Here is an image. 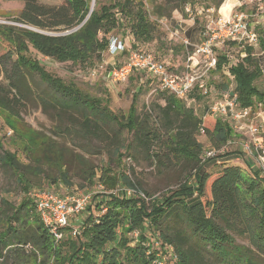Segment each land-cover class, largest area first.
<instances>
[{
  "label": "trees",
  "instance_id": "16d2710c",
  "mask_svg": "<svg viewBox=\"0 0 264 264\" xmlns=\"http://www.w3.org/2000/svg\"><path fill=\"white\" fill-rule=\"evenodd\" d=\"M21 1L23 7L13 20L18 25L0 30V37L15 55L11 76L0 82V110L19 117L20 105L31 91L30 79L36 77L46 88L44 109L70 117L72 128L57 130L53 136L82 139L88 144L80 150L90 156L103 155L111 164L97 168L52 137L35 148L36 154H26L24 168L9 152L0 154V164L14 173L26 192L41 186L43 179L70 188L72 178L82 181L83 187L92 186L97 178L106 191L130 188L146 199L96 193L78 227L65 228H76L79 234L59 243L36 215L33 198L17 206L1 199L0 260L11 259L12 264H155V245L170 251L175 264H248L252 255L264 258V178L260 172L247 161L250 169L244 173L229 165L212 173L204 169L211 161L219 162L213 158L202 161L203 146L196 137L202 129L210 149L220 151L232 135L225 119L198 117L183 101L162 92L156 96L162 104L153 103L138 112L142 87L133 92L126 114L109 113L102 106L103 102L107 105L106 98L94 97L72 82L66 84L45 72L39 61L29 59L33 51L57 63L95 66L102 62L110 33L128 31L133 39L131 49H135L158 37L159 26L150 16L169 19L174 11L183 12L197 0H146L150 12L142 0H95L90 14L88 0H64L60 6ZM223 1L213 0L214 8ZM225 65L227 57L219 54L213 71L223 77ZM228 72L241 108L264 105V93L255 86L262 72L250 47ZM227 83L222 82L218 89H227ZM225 155L229 153L221 157ZM124 159L147 162L159 175L179 168L181 180L175 190L150 196L127 174ZM150 229L152 234L147 237ZM134 231L138 240L131 248L125 236ZM235 238L247 245L236 244Z\"/></svg>",
  "mask_w": 264,
  "mask_h": 264
},
{
  "label": "rangeland",
  "instance_id": "374dc122",
  "mask_svg": "<svg viewBox=\"0 0 264 264\" xmlns=\"http://www.w3.org/2000/svg\"><path fill=\"white\" fill-rule=\"evenodd\" d=\"M36 1L39 4L47 6H60L64 3V0ZM142 1L145 3V8L150 12L151 8L148 2H146V0ZM231 1L233 6H228L230 0H224L223 3L215 9L213 0H197L193 7H188V12L185 11V9L183 12L174 11L169 19L161 18L156 20L153 16H150V20L155 21L159 26L158 37L149 43L136 45L135 49H131L133 39L128 31H114L108 35V38H119L127 44L128 50H137L151 54L156 60L164 63L171 72L180 75L190 73L193 76L200 77L199 80L204 82L209 92L206 95H202L200 91H195L181 101L192 110L194 115L198 117L210 116L217 119V116L209 111L210 106L221 100V90H219L217 86L222 84V82H228L227 84L229 86L232 81L226 73H224L222 77L220 74L215 73L213 71L214 69L209 68L210 56L201 51L197 53V50L199 48H205L204 46L215 36L216 39L212 41L213 43H209L211 56L214 57L219 54H225L229 64L237 63L240 58L244 57L240 45L230 41H224L223 38H218L229 28L242 31L245 25L246 30L255 35L256 42L253 44H240L245 46L251 45L253 47L252 57L257 60L259 67L264 70V53L261 52L264 50V46H261L262 43L264 44V0ZM88 4L89 10H93L95 0H88ZM22 7L23 2L21 0H0V30H2V26L5 25H18L13 22V20ZM236 24L240 25L233 26ZM188 30L192 32L190 36L187 35ZM40 32L43 33L42 31ZM185 40L189 42L190 46H185ZM30 54V58H28L39 61L43 66V70L50 75L61 79L66 84L72 82L79 89L94 97H98L102 100L106 98L108 103L106 105L105 102H103L102 106H107V111L109 113L126 114L132 102L133 92L137 91L138 87H142V92L138 97V112L146 110V108L153 103L162 104L161 101L156 100L159 91H157L155 85L150 82V78L145 74H133L124 83L120 84H113L110 82L108 76L109 71L122 63L123 60L120 56H110L107 50L102 55L101 63L105 64L104 68L95 77L91 75V70L98 64L83 68L73 66L70 63H57L48 58L36 55L33 51H31ZM122 55L126 57L127 53H123ZM14 60L15 55L12 49L8 43L0 37V82L2 84L4 83L3 80L5 77L11 76L14 68ZM224 78H226V80ZM30 81L31 91L29 94H26L25 99L20 105L19 117H12L0 110V154L2 152L13 154L18 161L23 164L22 168H24L27 164L24 158L26 154L29 152H33V155L36 154L38 150L35 148L52 137L58 143L62 144L66 150L79 153L88 160L90 164L97 166V168L108 163L111 164L103 155L90 156L80 150L88 144L82 139L70 138L68 135H62L58 138L53 136V132H57V130L72 128L70 117L55 109H44L42 100H47L44 94L46 90L45 85H40L36 77L31 78ZM255 86L257 89L264 92L263 74L262 77L255 82ZM257 108L258 105L251 109L252 116L249 121H243L232 125L230 123L232 129L231 139L222 147L220 152H217L216 157L220 156V158H213V160H218L217 162L219 163L215 161L207 163L204 166L205 172H216L223 165L237 166L243 173L244 171L248 172L250 168L246 165V161L250 163V165L256 166L253 159L244 153V149L241 145L247 142L251 146L254 136L259 138V141H264V126L261 124V118L257 116ZM261 110L264 111V108H261ZM251 124L262 126L259 128L257 135L251 136L248 131L247 127ZM196 140L202 144L203 152L213 150L210 149L204 134L199 133ZM91 144L98 148L99 144L97 142H92ZM74 145L77 146L79 150L75 148ZM226 153H229V155L221 157ZM124 161L127 174L132 176L137 187L147 192L150 196L157 197L166 194L168 190H175V187L178 185L177 183H179L182 177L179 168L169 170L159 175L147 162L141 160L134 162L130 159H124ZM110 166L114 167V165ZM26 171L30 170L27 169ZM43 172L50 174V171ZM98 174L99 172L97 171V176ZM30 179H34L32 174L30 175ZM96 179L93 181L94 183L92 186L83 187L84 183L82 181H79L77 178H72V186L70 188H66L62 184L52 185L48 180L43 179L41 186H33L30 188L29 192H26L24 187L17 183L14 173L0 164V200L4 199L10 205L17 206L21 201L32 198L31 193L34 190H45L59 196H93L98 193L100 189L98 187L100 184H98ZM101 187L102 192L113 194L115 191L114 189L106 191L104 186ZM33 204L35 205V203ZM84 213L85 212L71 219L70 225L78 227L80 221L86 216ZM36 215L39 216L37 210ZM71 233L72 230L62 229L61 238L55 241L59 243L65 238H74ZM151 234L152 230L150 229L146 235L149 237ZM125 237L127 246L132 248L138 240V232H131ZM235 239L236 244L243 246L247 245L243 239ZM143 242L147 246L150 244L147 239H144ZM155 248L157 250L156 253L163 257L164 264H175V260L170 251L168 252L164 247L161 248V246L158 245L157 247L155 245ZM24 250L28 251L29 249L25 247ZM206 257L212 259L207 255ZM252 257V262L248 264H264V258L256 255H252ZM0 264H12V261L11 259H4L0 260Z\"/></svg>",
  "mask_w": 264,
  "mask_h": 264
},
{
  "label": "built area",
  "instance_id": "2783aa9c",
  "mask_svg": "<svg viewBox=\"0 0 264 264\" xmlns=\"http://www.w3.org/2000/svg\"><path fill=\"white\" fill-rule=\"evenodd\" d=\"M189 5L185 7V11H189ZM236 24L233 26H239ZM232 26V27H233ZM223 38L224 41H230L241 45L240 43L253 44L256 42V37L251 32L246 30H238L235 28H229L224 31L222 36L218 39ZM214 36L209 43L214 41ZM207 43L204 47L199 48L197 53L200 51L210 56L208 64L209 68H215V62L217 56H211L210 44ZM213 43V42H212ZM186 47L190 46L188 41H184ZM107 53L110 56H117L123 53H127L125 60L112 68L109 73V80L113 84L124 83L133 74H145L150 78V82L155 85L157 91L166 93L172 96L176 100H184L188 95L195 91H200L202 95H206L209 91L204 82L200 81V77L193 76L190 73L177 74L171 72L164 63L156 60L154 56L146 52L137 50L126 49V44L122 40L116 37H110L108 39ZM103 63H99L96 67L91 70V75L95 77L103 68ZM209 111L217 116V118L225 119L229 125L238 124L241 122H247L251 118V110L249 108H241L237 102L236 95L231 91L221 92V100L214 103L209 107ZM257 116L261 118V124L264 126V116H260L257 112ZM243 127V126H242ZM251 124L247 127L251 136L257 135L259 128ZM245 128V127H244ZM200 134H204V131L200 129ZM244 149V153L253 159L255 167L260 172V176L264 178V141H259V138L252 139L251 146L244 142L241 145ZM215 150H207L202 155V161L206 159L214 158L217 154ZM98 193L102 192V187ZM113 194L121 195L125 198H133L139 196L146 199L144 194L137 192L134 189L127 188H116ZM31 196L35 202L37 212L39 214L41 222L49 230L55 240L61 238V230L65 228H71V219L82 214L86 207L91 203L92 196L84 195L81 197L75 196H59L47 192L45 190H36L31 193ZM73 236L78 235V230L72 228ZM157 247V245H156ZM155 264H164L162 256L156 255Z\"/></svg>",
  "mask_w": 264,
  "mask_h": 264
},
{
  "label": "crops",
  "instance_id": "0c3cea01",
  "mask_svg": "<svg viewBox=\"0 0 264 264\" xmlns=\"http://www.w3.org/2000/svg\"><path fill=\"white\" fill-rule=\"evenodd\" d=\"M228 2V1H227ZM230 4H231V6H233V4H232V1L230 0ZM194 5V4H193ZM193 5L191 6V7H193ZM192 30V29H191ZM191 30L189 31L188 30V34L187 35H191ZM126 44V43H125ZM262 47L264 46V44L262 43V45H261ZM246 47H250L251 49L253 48L251 45H240V48L242 49V54H243V56H245V50H246ZM126 49H128V46H127V44H126ZM252 51H253V49H252ZM261 52H263L264 53V50L263 51H261ZM117 56H120L121 58H122V60L124 61L125 60V56L124 55H117ZM243 58V57H242ZM230 65H233V64H229L228 63V65L226 66H223L222 67V73L224 74V73H226V75H228L229 76V78L231 79V81H232V78H231V76L229 75V72H228V67L230 66ZM260 69H261V67H260ZM261 72H262V74L264 75V70L263 69H261ZM217 74H219V73H217ZM262 77V76H261ZM260 77V78H261ZM234 89H235V83L232 81L231 82V84L227 87V89H225V90H221V92H225V91H231V92H234ZM259 90V89H258ZM260 91V90H259ZM260 92H262V93H264L263 91H260ZM261 108H264V105L262 106L261 104H259L258 105V108H257V112H259L260 113V116H264V111L263 110H261ZM247 155V154H246Z\"/></svg>",
  "mask_w": 264,
  "mask_h": 264
},
{
  "label": "water",
  "instance_id": "95a60500",
  "mask_svg": "<svg viewBox=\"0 0 264 264\" xmlns=\"http://www.w3.org/2000/svg\"><path fill=\"white\" fill-rule=\"evenodd\" d=\"M91 11H92V9H91V10H89V14L91 13Z\"/></svg>",
  "mask_w": 264,
  "mask_h": 264
}]
</instances>
